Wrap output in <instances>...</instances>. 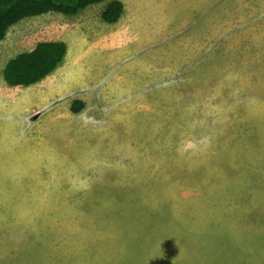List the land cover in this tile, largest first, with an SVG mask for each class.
Instances as JSON below:
<instances>
[{
  "label": "rangeland",
  "instance_id": "rangeland-1",
  "mask_svg": "<svg viewBox=\"0 0 264 264\" xmlns=\"http://www.w3.org/2000/svg\"><path fill=\"white\" fill-rule=\"evenodd\" d=\"M111 1L0 42V264H264V0Z\"/></svg>",
  "mask_w": 264,
  "mask_h": 264
},
{
  "label": "trees",
  "instance_id": "trees-1",
  "mask_svg": "<svg viewBox=\"0 0 264 264\" xmlns=\"http://www.w3.org/2000/svg\"><path fill=\"white\" fill-rule=\"evenodd\" d=\"M103 0H0V42L9 30L26 18L48 13L75 15L89 5ZM124 4L119 0L109 2L101 13L105 23H117L124 13ZM68 53L62 41L38 43L31 51L17 54L3 70V80L10 87H30L45 80L60 68ZM82 103H76L73 113H78Z\"/></svg>",
  "mask_w": 264,
  "mask_h": 264
},
{
  "label": "bare ground",
  "instance_id": "bare-ground-1",
  "mask_svg": "<svg viewBox=\"0 0 264 264\" xmlns=\"http://www.w3.org/2000/svg\"><path fill=\"white\" fill-rule=\"evenodd\" d=\"M239 65V64H238ZM240 67V66H239ZM238 68V67H237Z\"/></svg>",
  "mask_w": 264,
  "mask_h": 264
}]
</instances>
